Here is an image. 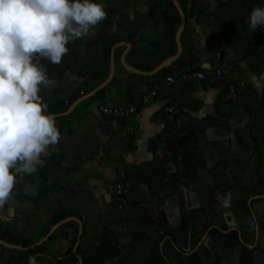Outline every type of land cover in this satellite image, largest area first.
<instances>
[{
    "label": "crops",
    "instance_id": "crops-1",
    "mask_svg": "<svg viewBox=\"0 0 264 264\" xmlns=\"http://www.w3.org/2000/svg\"><path fill=\"white\" fill-rule=\"evenodd\" d=\"M131 18L134 19L132 16ZM191 27L195 45L193 65L211 71L213 56L209 47L210 31L207 30L206 33L203 32V27ZM126 28L127 25L119 27L117 23L103 25L101 22L91 30L92 37L99 38L101 33L107 40H117L113 45L114 50L112 47L113 78L102 89L104 92L95 98L101 91L99 90L94 96L79 102L68 116L56 113L57 103L62 101L67 104L77 97L73 101L75 103L96 88L90 90L86 87L83 78L73 70L59 74L57 70L47 68L52 83L42 86L41 96L47 102L48 110L55 113L56 119H68L63 122L64 129L59 142L50 146L44 156V164L38 166L33 173H19L9 200L0 207L2 227L9 230L10 235L18 242H28V247L21 244L4 246L0 264H28V257L31 255L36 256L39 264H62L61 261L69 250L76 253L79 246L86 249L96 245L105 229L116 232L127 251L140 255L143 246L134 243V230H142L154 237L156 229H164L174 218L186 216L185 210L203 214V207L233 202V196L224 198L217 193H198L195 196L190 191L189 180L184 186L181 183L180 175L185 178L186 173L183 166L180 173L177 165L184 156L182 150L189 149L193 139L202 136L197 131H208L210 125L217 126L220 121H227L231 131H236L250 149V116L240 109L228 106L225 119L216 117L215 102L222 87L198 82L175 89L164 82L169 76L159 79L164 68L158 72L155 70L177 53V45L173 47L170 42L165 43L161 50H156L158 47L153 42L164 38L163 24L147 23L133 38H129ZM229 42L222 41V48L227 56H232L233 49ZM75 48V52L81 55L86 52L83 48ZM154 51H157L156 56L147 53ZM183 52H187L186 49L183 48ZM68 58L73 61L72 55ZM243 67L245 70L241 78L245 81L244 84H251L259 96H263L264 70L250 61H244ZM108 69L106 77L98 82V87L108 79L110 62ZM153 72L155 73L152 74ZM182 72L176 71L173 75ZM155 85L159 86V92L151 95ZM174 93L182 97L181 107L171 102V95ZM144 96H149L150 101L139 107L132 120V134H127L124 122L108 119L99 110L103 105L123 106L139 101ZM172 105L177 107V112L167 110ZM263 132L264 130H260L258 136L261 145H264ZM175 135L174 152L170 144ZM262 150L264 153V148ZM209 156L215 167H219L218 163L222 160L220 152L215 150ZM229 157V166H232L236 160L232 157L236 156L231 151ZM242 158L248 159L246 156ZM152 162L165 164L167 176L176 180L177 184L167 179L163 187L153 192L143 182H130L133 198L129 208L120 211L113 193L120 171L136 170ZM229 176L233 177L230 170ZM202 188L200 186L199 189ZM175 195H178L177 198H173ZM156 208L158 213L154 212ZM59 209L67 213V220L44 241L56 224L48 232L45 231L46 227ZM76 228L77 242L73 246L64 236L63 230ZM78 260L80 264V257ZM107 264L118 263L110 260Z\"/></svg>",
    "mask_w": 264,
    "mask_h": 264
},
{
    "label": "trees",
    "instance_id": "trees-1",
    "mask_svg": "<svg viewBox=\"0 0 264 264\" xmlns=\"http://www.w3.org/2000/svg\"><path fill=\"white\" fill-rule=\"evenodd\" d=\"M162 1L166 8V10L160 11V13L165 14L163 22L164 38L160 41L153 42L154 45H156V48L158 47V49H156L157 51L161 50L164 47V44L169 42L173 47H176L175 37L180 24V17L177 10H169V5L172 6V0ZM178 1L187 18V24L182 35L183 48L186 49L187 52H183L181 57L170 67L164 68L159 79L171 76L176 71L182 72L184 69H187L188 71L209 72L204 69L196 68L193 65V52L195 45L192 38L193 29L189 24L190 20H193L198 26H207L210 28L211 35L216 44H219L221 41L228 42L230 41V37L235 36L239 43L245 45L247 48L255 47L264 51V25H258L257 28L253 30L249 27L248 23L251 10L258 5L264 6V0H215L214 8L212 7L211 0ZM122 17L123 19L121 21L118 20L117 24H119V27L120 25H127L126 31L129 34V38H133L149 21L148 15L144 13L137 14L133 20H130L126 14ZM111 21V17L109 16V18L104 21L103 25H109ZM115 43H117V40H107L103 38L100 33L97 40H75L69 42V51L64 55L60 63L52 64L47 60H44L43 62L47 65L48 69H55L59 74H62L66 70H73L83 78V84L86 87H89L90 90H94L98 87V82L104 79L109 71L108 68L111 51ZM81 45H83V47ZM231 45L234 44L231 43ZM75 47H81L84 51L86 50L85 54L81 55L79 52H75ZM157 51L147 53L150 54V56H156ZM71 55L73 56V61H69L68 57ZM231 82L224 77L223 79L210 78L207 82L203 83L210 84L212 87H222V91L215 102L216 117L225 119V110L228 106L235 110L240 109L250 116L251 136L254 138V144L251 148L258 152L259 155H263L262 148H264V145H261L260 141H258V136L260 130H264V95L259 96L258 92L251 86V84L245 85L244 83L237 81L234 82L237 93L236 99L234 101H227L226 96L228 93V84ZM102 92H104V90H101L95 98ZM76 98L69 100L67 104L62 101L58 102L56 113H65ZM181 101L182 97L177 93L171 95L172 103H177L181 107ZM66 119H68V117H60L56 119V121H59V124L57 125L60 132L64 129L63 122ZM172 137V143L170 145L174 151L175 146L173 144L177 135ZM164 166L165 164L161 162H152L136 170H125L124 173L127 180L130 182H143L148 185L153 192H156L159 188L164 186L165 180L167 179L173 184H177L176 180L167 176ZM66 217L67 213L63 210L59 209L56 211L45 231L48 232L51 226L59 223ZM67 226H69V224ZM65 229L63 230L64 236L69 239L74 246L77 242V228L68 231ZM133 237L135 240L134 243H137L141 247L143 246L145 249L144 254L147 255L146 259L140 264H164V259L160 251V239H155L153 236L142 230H134ZM0 238L8 244H21L24 247H28V242H18L10 235V231L3 228L1 224ZM139 256V254L135 255L131 253L130 250L127 251L125 249V246L120 243V237L116 232L105 229L96 245L86 249L79 246L76 253H73L72 249L69 250L61 263L79 264L78 258L80 257L82 264H107L110 260H115L118 264H138L137 261Z\"/></svg>",
    "mask_w": 264,
    "mask_h": 264
},
{
    "label": "clouds",
    "instance_id": "clouds-1",
    "mask_svg": "<svg viewBox=\"0 0 264 264\" xmlns=\"http://www.w3.org/2000/svg\"><path fill=\"white\" fill-rule=\"evenodd\" d=\"M106 7L103 0H0V206L18 174L37 171L61 136L41 96L52 83L43 61L60 63L69 42L107 16ZM248 23L253 30L264 25V6L251 10ZM28 264H39L35 255Z\"/></svg>",
    "mask_w": 264,
    "mask_h": 264
},
{
    "label": "flooded vegetation",
    "instance_id": "flooded-vegetation-1",
    "mask_svg": "<svg viewBox=\"0 0 264 264\" xmlns=\"http://www.w3.org/2000/svg\"><path fill=\"white\" fill-rule=\"evenodd\" d=\"M253 142L252 137L248 149L242 137L231 131L227 121L208 127L204 140L208 154L212 155L215 150L220 152L222 160L218 165L226 169L227 154L232 151L236 156L232 158L236 160L229 166L233 174L231 180L236 183L244 179L254 195L241 188L235 191L232 203L203 207V214L191 212L189 217L174 218L169 226L156 229L154 238L161 240L164 264H264V213L258 210L262 221L255 228L253 220L242 211L249 200L253 204L258 202L255 197L264 196V153L259 155L254 151ZM255 153H258L257 166ZM245 156L248 159L242 158ZM144 251L143 247L138 264L147 257Z\"/></svg>",
    "mask_w": 264,
    "mask_h": 264
},
{
    "label": "water",
    "instance_id": "water-1",
    "mask_svg": "<svg viewBox=\"0 0 264 264\" xmlns=\"http://www.w3.org/2000/svg\"><path fill=\"white\" fill-rule=\"evenodd\" d=\"M173 5L175 6L179 17H180V24L178 27V30L176 32V45H177V53L175 56L169 58L167 61H165L161 66H159L155 71L158 72L159 70L169 66L170 64L177 61L183 52V44H182V35L185 30L186 24H187V18L186 14L179 4L178 0H172ZM115 47V46H114ZM113 47V50H114ZM113 50L111 52V58H110V74L108 76V79L102 83L98 88H96L92 93H90L85 98H82L75 103H73L70 108L63 114H60L59 116H68L75 106L79 102H83V100H86L92 96L95 95L96 92L99 90H102L105 88L112 80L113 78V72H114V56H113ZM129 68V67H127ZM140 73V72H138ZM153 72L152 74H154ZM198 135H202L201 137H198V139H193L194 142L190 143L189 149H183L182 152L184 154L183 157H181V160L179 161L177 167L178 170L181 173V166L184 167L185 170V178L181 176L180 180L181 183H184L189 180L190 181V191L192 193H195L196 196L198 193H201L203 195H213L215 193L220 194L222 197L227 198V196H234L235 191L240 190L241 188H245L249 194L252 196L254 193L251 191V186L246 183L244 179H241L234 183L229 176V154H227V164L226 169L223 168L224 166L215 167V164L211 162V158L208 155V152L205 149V143L204 140L206 138V134L208 131H197ZM217 135V133H216ZM254 159L256 161V166L258 165V153H255ZM253 175H255V172H253ZM257 177V175H256ZM200 186H203L202 189H199ZM235 186V189L234 187ZM264 194V193H263ZM178 195L173 196V198H177ZM169 200V199H168ZM254 200H257L258 202L251 203V200L247 202L246 205L242 208V211L245 216H248L251 218L254 222L255 228L258 227L261 223L260 216H258L257 212L260 210V212L264 213V196L261 197H255ZM163 208V207H162ZM235 208V207H230ZM155 213H158V209L156 208L154 210ZM190 212L188 210H185V215L189 217ZM67 219L57 223L50 231L48 236L44 239V241H47L49 236L57 229L59 226H61ZM241 241L244 242L243 238L241 237ZM0 244L3 246H10L6 242H4L0 238ZM15 247V246H14ZM80 264H82V260L80 261Z\"/></svg>",
    "mask_w": 264,
    "mask_h": 264
},
{
    "label": "rangeland",
    "instance_id": "rangeland-1",
    "mask_svg": "<svg viewBox=\"0 0 264 264\" xmlns=\"http://www.w3.org/2000/svg\"><path fill=\"white\" fill-rule=\"evenodd\" d=\"M103 2L106 4V11L107 16L101 21L104 23V21L111 17L110 24L117 23L118 20L123 19V15H128V18L130 20H133V18L136 17V15L141 12L148 15L150 24H163L165 19V14L160 13L162 10H166L164 7V2L162 0H103ZM176 10L175 6L172 3V6L169 5V10ZM129 10V11H128ZM129 12V13H128ZM100 22V23H101ZM99 23V24H100ZM189 24L195 28H198L193 20L189 21ZM203 27V32L205 31L207 33V30L210 31V28L207 26H199ZM194 33V32H193ZM205 33V34H206ZM92 33L90 31V34L83 36L76 41H92L94 39H97V37H92ZM193 38V35H192ZM230 43H233L232 49H233V55L227 56L226 52L222 48V41L219 44L214 43L213 37L211 35V31L209 33V47L211 49L212 53V60L214 63V56L216 52H221L223 56V70L225 72L226 78L229 80V82H237L240 81L244 83L245 81L241 78L242 72L245 70L243 67V62L250 61L253 65H256L260 69L264 70V51L260 50L258 48H247L245 45L240 44L237 37H230L229 38ZM81 48V47H77ZM76 49V48H74ZM77 50V49H76ZM241 62V64H239ZM214 67V65H213Z\"/></svg>",
    "mask_w": 264,
    "mask_h": 264
},
{
    "label": "built area",
    "instance_id": "built-area-1",
    "mask_svg": "<svg viewBox=\"0 0 264 264\" xmlns=\"http://www.w3.org/2000/svg\"><path fill=\"white\" fill-rule=\"evenodd\" d=\"M223 56L221 52L215 53L214 67L209 72L201 71H183L180 74L167 77L164 82L172 88H180L183 85H195L200 82H207L210 78L223 79L225 72L223 70ZM159 92V86L155 85L151 95H156ZM237 93L234 82L228 84V93L226 96L227 101H234ZM150 101L149 96H144L139 101H133L123 106H100L99 110L101 114L114 120H121L125 124V130L127 134H132L134 126L132 120L136 116L139 107L146 105ZM169 112H177V107L172 105L167 107ZM113 193L116 197L117 207L120 211H126L129 208L131 200L133 198L132 186L129 180H127L124 171H120L117 181L113 188ZM4 252V246L0 244V256Z\"/></svg>",
    "mask_w": 264,
    "mask_h": 264
}]
</instances>
